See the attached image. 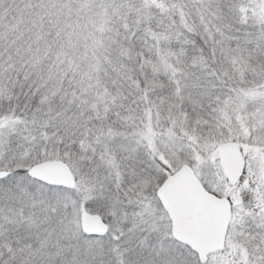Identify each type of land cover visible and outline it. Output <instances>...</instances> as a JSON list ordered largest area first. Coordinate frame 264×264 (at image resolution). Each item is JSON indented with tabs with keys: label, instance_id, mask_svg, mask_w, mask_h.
I'll use <instances>...</instances> for the list:
<instances>
[{
	"label": "snow or ice",
	"instance_id": "6c2138e0",
	"mask_svg": "<svg viewBox=\"0 0 264 264\" xmlns=\"http://www.w3.org/2000/svg\"><path fill=\"white\" fill-rule=\"evenodd\" d=\"M0 264H264V0H0Z\"/></svg>",
	"mask_w": 264,
	"mask_h": 264
}]
</instances>
